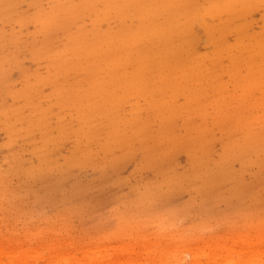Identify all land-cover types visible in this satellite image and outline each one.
Returning <instances> with one entry per match:
<instances>
[{
    "label": "rangeland",
    "instance_id": "374dc122",
    "mask_svg": "<svg viewBox=\"0 0 264 264\" xmlns=\"http://www.w3.org/2000/svg\"><path fill=\"white\" fill-rule=\"evenodd\" d=\"M0 264H264V0H0Z\"/></svg>",
    "mask_w": 264,
    "mask_h": 264
}]
</instances>
